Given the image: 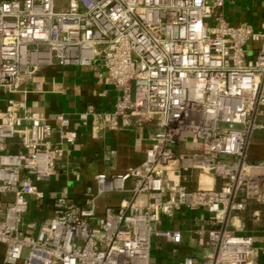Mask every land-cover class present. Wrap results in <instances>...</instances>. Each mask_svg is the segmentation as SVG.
<instances>
[{
    "label": "built area",
    "instance_id": "1",
    "mask_svg": "<svg viewBox=\"0 0 264 264\" xmlns=\"http://www.w3.org/2000/svg\"><path fill=\"white\" fill-rule=\"evenodd\" d=\"M226 0H5L0 5V243L4 264H152L155 238L182 242L179 230H161L182 210L208 213L197 242L208 253L180 264H259L254 240L232 220L251 202L264 203V160L249 149L264 128V32L230 23ZM120 91L109 114L83 112L119 128L130 112L158 118L144 162L123 174H99L98 195L133 197L96 218V197L78 206L54 201L53 214L26 233L30 199L56 172L78 131L73 119L54 128L15 96L45 67L92 68ZM42 88L35 82L36 91ZM20 152L8 149L11 141ZM184 172L201 185L190 190ZM144 197L143 201H139Z\"/></svg>",
    "mask_w": 264,
    "mask_h": 264
},
{
    "label": "crops",
    "instance_id": "2",
    "mask_svg": "<svg viewBox=\"0 0 264 264\" xmlns=\"http://www.w3.org/2000/svg\"><path fill=\"white\" fill-rule=\"evenodd\" d=\"M3 1L0 0V5ZM224 16L232 24H245L264 32V0H226ZM35 82L41 83L40 91H36ZM119 96L120 91L105 79L99 62L92 68L45 67L34 82H26L22 92L15 96L25 100L32 112L43 116L52 125L54 143L60 141L58 115L72 118L78 131L77 141L63 146L65 155L57 162L55 174L39 185L45 199H30L22 226L26 233H38L41 223L52 216L54 201L58 197H67L78 206H84L89 199L96 197V218H102L107 208L132 199V182L126 184L127 191L98 195L96 177L99 174H123L129 168L141 165L158 130V118L149 119L127 112L119 118V128H112L104 120L97 122L92 118L87 125L79 120V114L87 111L100 115L113 112ZM5 97L0 91V108L4 107ZM8 149L13 152L22 150L17 140L9 142ZM249 156L254 161L264 160V128L253 137ZM201 180L196 172H184L181 177V183L190 190L198 188ZM139 199L143 201L145 198ZM0 201L7 204L13 201V195H2ZM207 218L208 213L203 210H182L174 218L164 219L158 228L179 230L183 239L180 244H171L164 238H155L151 263L180 264L186 258L201 260L208 251L198 245L197 231ZM232 223L237 233L253 238L256 257L259 264H264V203L251 202ZM4 258L5 246L0 243V264H4Z\"/></svg>",
    "mask_w": 264,
    "mask_h": 264
}]
</instances>
